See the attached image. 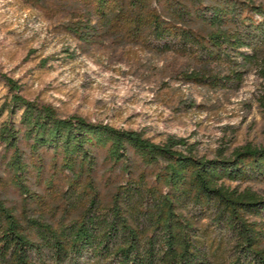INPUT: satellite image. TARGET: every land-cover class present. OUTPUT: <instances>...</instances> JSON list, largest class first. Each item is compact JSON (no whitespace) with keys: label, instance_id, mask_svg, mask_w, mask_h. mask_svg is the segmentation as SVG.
<instances>
[{"label":"rangeland","instance_id":"obj_1","mask_svg":"<svg viewBox=\"0 0 264 264\" xmlns=\"http://www.w3.org/2000/svg\"><path fill=\"white\" fill-rule=\"evenodd\" d=\"M240 1L241 16L217 29L199 19L196 9L223 0H0V125L9 117L3 108L15 92L6 82L11 78L18 93L53 105L62 116L139 130L156 142L169 135L185 137L200 156L213 157L219 150L229 156L247 143L264 144V17L258 11L264 12V0ZM180 9L191 16L179 17ZM138 13L145 21L137 24L133 17ZM152 14L171 25L161 38L154 35ZM248 15L257 26L243 22ZM74 26L93 34L88 42L71 31ZM215 34L218 38H212ZM1 153L2 145L0 200L25 226L30 228L32 218L38 219L60 236L63 226L82 218L91 202L108 210L127 179L150 174L136 167L127 177L105 151L98 153L93 170L84 169L80 175L68 172L51 151H42L41 160L28 152L24 182L31 196H25L5 165L11 154L1 158ZM36 163L41 170L34 168ZM146 179L150 182L152 177ZM247 186L264 199V176L241 184ZM142 206L154 205L132 200L133 222L146 235L145 221L136 219ZM183 211L207 228L201 233L204 238L224 234L226 255L217 257L215 264H230L236 239L221 232L210 213L202 218L192 206ZM246 217L264 227V214ZM260 245L264 249V236ZM95 260L88 251L62 264H96Z\"/></svg>","mask_w":264,"mask_h":264},{"label":"trees","instance_id":"obj_2","mask_svg":"<svg viewBox=\"0 0 264 264\" xmlns=\"http://www.w3.org/2000/svg\"><path fill=\"white\" fill-rule=\"evenodd\" d=\"M223 1L196 9L198 18L219 29L241 16L244 9L240 0ZM258 11L264 17V12ZM176 12L182 18L191 16L182 9ZM249 15L243 22L257 26ZM133 18L137 24L145 21L140 13ZM151 26L155 37L161 38L165 27L171 25L152 14ZM83 28L74 26L71 31L88 42L93 34L84 33ZM182 34L187 36L186 32ZM212 38H218V34ZM6 82L15 92L3 108L9 117L0 125L1 158L11 154L5 165L23 195L31 196L24 182L28 152L41 160L42 151H51L68 172L80 175L84 169L93 170L98 153L105 151L109 162L127 177L140 167L150 170L147 177L152 180L142 175L135 181L127 179L125 186L117 189L108 210L97 209L91 202L82 218L63 226L61 236L49 223L38 219L32 218L30 229L0 200V264H62L79 260L88 251L96 264H215L217 257L225 258L227 238L224 234L204 238L201 233L207 228L198 226L191 212L183 211L189 206L198 208L202 218L210 213L212 223L236 239L228 255L230 264H264V249L260 247L264 227L246 217L264 214V199L249 186L241 188L243 182L264 176V144L247 143L229 156L222 150L213 157L200 156L194 151V143L185 137L169 135L156 142L139 130L79 115L62 116L53 105L18 93L19 86L11 78ZM261 99L264 107V94ZM34 168L42 167L36 163ZM135 198L150 200L154 205L142 206L136 212L137 221L144 220V229H149L146 235L133 222L131 204Z\"/></svg>","mask_w":264,"mask_h":264}]
</instances>
